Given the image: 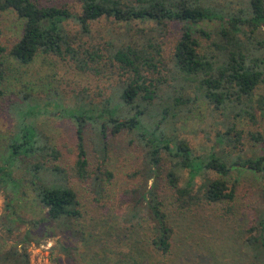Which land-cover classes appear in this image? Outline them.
<instances>
[{"label":"trees","instance_id":"1","mask_svg":"<svg viewBox=\"0 0 264 264\" xmlns=\"http://www.w3.org/2000/svg\"><path fill=\"white\" fill-rule=\"evenodd\" d=\"M80 2L81 10L77 13L38 0H0V12L14 10L24 21L23 35L11 48L0 42V57L9 55L28 64L40 53L57 55L75 60L82 69L92 68L93 64L98 65L96 71L118 69L122 77L112 93L100 101L76 108L55 102L56 109L71 118L76 127L77 158L70 168L62 165L61 150L36 125L34 115L41 108L38 99L24 95L20 102L11 105L16 123L0 149V186L6 203L3 215L6 232L9 237L16 235L19 242L0 251V264H34L26 243L41 242L33 229L42 222L46 223L45 237L68 231L76 233L75 225L82 220L83 212L70 180L74 177L90 180L96 198H102L104 183L114 177L105 167L109 139L123 131L134 135V143L137 137L145 152L144 168L131 174L139 183L129 192L133 203L125 221L133 226L139 222L136 227L142 225L146 232L141 243L134 241L137 251L129 249L123 256L126 264H174L176 260L177 264H264V186L255 224L245 228L241 241L236 237L239 227L228 225L224 229L228 248L232 250L231 259L226 261L218 258L214 249L217 244L205 240V248L192 245L204 241V235L193 238L192 244L185 243L175 260H167L173 254L175 229L164 208L168 191L180 209L232 203L237 195V178L231 181L234 171L251 169L264 179V154L244 157L240 153L211 151L199 155L187 139L174 132L178 118L191 113V104L199 98L186 93L191 81L196 82V93L214 104L215 109L248 117L254 123L259 114L264 118V95L256 99L255 93L264 83V0H239L241 6L237 9L209 0ZM102 17L128 25L137 21L154 26L142 27L140 38L129 35L130 40L121 44L110 39L103 47L89 48L65 24L72 18L80 25L82 34H89L91 23ZM173 21L183 23L182 35L173 52L174 69L180 76L178 89L163 79L167 65L162 43L154 36V32H161ZM200 22H214L215 27L198 28ZM195 31L211 40L208 48L194 35ZM5 83L6 68L0 60V98L5 94ZM88 124L96 133L94 142L101 155L95 172L90 168L85 144ZM234 130L232 125L225 133L219 132L217 142L232 140ZM235 133L237 137L240 135L239 131ZM184 172H187L185 179ZM27 190L46 209L44 216L27 219L17 210L16 196L20 193L21 197ZM23 226L27 229L22 234ZM150 252L156 253V260L147 256Z\"/></svg>","mask_w":264,"mask_h":264},{"label":"rangeland","instance_id":"2","mask_svg":"<svg viewBox=\"0 0 264 264\" xmlns=\"http://www.w3.org/2000/svg\"><path fill=\"white\" fill-rule=\"evenodd\" d=\"M42 4L67 7L73 12L81 10L80 0H38ZM219 6L231 5L232 9L241 6L239 0H209ZM66 28L76 35L86 47H103L107 40L112 39L116 44L129 41V35L141 37L142 27L154 26L153 23L134 21L131 25L125 22H116L113 19L102 17L91 23L89 34H82L80 25L69 19ZM0 26L3 33L0 42L11 48L23 35L24 21L14 10L0 12ZM198 28L212 30L214 22H200ZM131 28V31L128 30ZM129 32V33H128ZM183 32V23L173 21L161 32H154L155 38L162 43L163 55L167 68L163 70V79L173 87L180 82V76L174 69L173 52L175 45ZM205 47H209L211 40L200 36ZM264 35V33L262 34ZM80 42L76 43L78 46ZM6 68L5 94L0 98V149L16 123V116L11 105L20 102L24 95L37 98L41 108L34 115L37 127L50 137L62 153V165L70 168L77 158L76 127L73 120L62 115L56 109V101L66 108H76L84 103H94L110 95L114 86L122 78L118 69L104 68L96 71L98 65L82 69L71 58H62L57 55L40 53L28 64L19 63L9 55L0 57ZM106 61V59H105ZM92 65V64H91ZM104 65L103 62L100 64ZM186 86V93L192 97L199 96L191 104L193 111L181 116L175 123L174 132L187 139L196 154L205 155L211 151L224 153H240L244 157H254L264 154V118L259 114L256 123L248 117H236L215 109V105L197 94L195 81ZM179 87L177 86V89ZM256 99L264 95V83L256 88ZM50 100L48 104L46 102ZM235 125L232 140L219 144L218 133H225L228 128ZM239 131L237 137L235 132ZM85 144L88 151L90 168L95 172L100 163L97 145L94 142L96 133L88 124L85 128ZM258 135V138L253 137ZM133 134L126 131L111 136L108 144V158L105 167L114 173L112 180L104 183L103 197L97 199L90 180H81L74 177L70 185L77 191L83 212L82 220L75 225L76 233L70 231L53 237H45L46 223L33 229V232L42 240L40 243H26L34 264H126L123 256L129 249L136 252L137 244L143 241L146 229L138 225H131L125 221V215H130V206L133 203L129 192L138 187L139 179L132 178L134 171L144 168L145 152L143 145L137 137L132 142ZM184 179L187 172L183 173ZM237 178V195L232 203L206 204L190 209H180L174 202L172 192L168 191L165 198V210L175 229L174 249L172 257L179 256L185 243L192 244L193 238L204 235V241L194 243L197 248H205V240L218 246L215 249L218 258L230 260L232 250L226 240L224 229L232 226L239 227L236 237L241 241L245 228L255 224L258 210L262 206V189L264 179L259 172L245 169L243 172H233L231 181ZM198 179V185L202 182ZM152 183V180L149 184ZM230 185L232 183L230 182ZM16 196V208L27 218H40L46 213L31 191ZM5 196L0 186V251L18 244L19 238L15 235L9 237L6 232L3 215L5 213ZM228 208H231L228 211ZM135 222V221H132ZM143 225H148L143 222ZM27 227L23 226L20 233H25ZM234 229L231 231L233 232ZM17 234V232H16ZM226 241V242H225ZM236 245V244H235ZM240 245V244H239ZM239 245H236L237 247ZM223 248V251H219ZM202 251V250H201ZM200 251V253H201ZM199 253V256L201 255ZM150 259L156 260L154 252L147 254ZM202 257V256H201ZM178 261H174L177 264Z\"/></svg>","mask_w":264,"mask_h":264}]
</instances>
